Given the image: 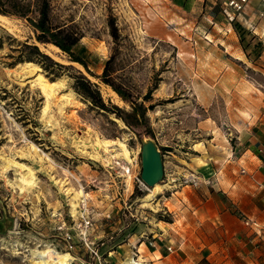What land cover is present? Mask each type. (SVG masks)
Masks as SVG:
<instances>
[{
    "label": "rangeland",
    "instance_id": "obj_1",
    "mask_svg": "<svg viewBox=\"0 0 264 264\" xmlns=\"http://www.w3.org/2000/svg\"><path fill=\"white\" fill-rule=\"evenodd\" d=\"M210 1L12 0L22 17L0 15V222L13 221L0 234V264H45L48 249L68 254L57 230L63 218L69 225L78 219L82 197L92 209L96 244L114 245L130 223L133 242L150 235L173 221L165 202L182 177L215 175L242 135L264 126L262 40L245 29L248 40L249 33L256 37L245 52L230 29L244 10L231 21L223 13L228 0ZM46 15L52 29L82 36L88 71L30 22ZM34 46L65 68L53 67ZM111 59L109 77L130 102L101 78ZM29 63L37 71L20 69ZM38 74L53 84L48 92ZM84 79L93 84L92 97L77 90ZM131 103L147 108L155 139L139 136ZM149 141L165 165L157 189L137 181ZM119 161L131 168V179L121 176ZM131 256L126 262L137 264Z\"/></svg>",
    "mask_w": 264,
    "mask_h": 264
},
{
    "label": "crops",
    "instance_id": "obj_2",
    "mask_svg": "<svg viewBox=\"0 0 264 264\" xmlns=\"http://www.w3.org/2000/svg\"><path fill=\"white\" fill-rule=\"evenodd\" d=\"M240 18L264 42V0H247ZM195 176L196 185L182 186L165 202L173 221L151 229L155 247L116 238L109 260L121 264L136 248L143 264H264V126L242 135L218 173Z\"/></svg>",
    "mask_w": 264,
    "mask_h": 264
},
{
    "label": "trees",
    "instance_id": "obj_3",
    "mask_svg": "<svg viewBox=\"0 0 264 264\" xmlns=\"http://www.w3.org/2000/svg\"><path fill=\"white\" fill-rule=\"evenodd\" d=\"M48 9H49V5L46 4L45 5V12H47ZM0 15L22 17V13H21V9H20L19 5L15 2H12V0H0ZM30 22L33 24V26L38 31H40L42 33L41 36L44 37V39H43L44 41L51 42V43L55 44L69 57V59L72 62L78 63L79 65L83 66L87 71L89 70V67L85 63L82 56L80 55L81 53L87 52V49L85 47H79V44H80V41L82 38L81 35H78L77 33H73V32L71 33L69 30H67V28H65L63 26H59V27L52 29V27L50 25V19L48 18L47 15L44 16L42 21H40L39 23H35L32 20ZM109 26H110V30H111L110 31L111 37L113 38V40L115 42H118L121 35L119 33V29H118L114 19H112L110 21ZM234 29L240 38V42H241V45H242L244 51L245 52L248 51V49L251 46L252 39H255L256 37L253 34L249 33L250 39L248 40L246 38V35H245L246 31L240 24L235 23ZM39 40L41 41L42 39L39 38ZM33 48L41 58L48 59L51 62L53 67L59 68V69L65 68L64 65H61L60 63H56L53 60H51L48 56H46L45 54H42L39 51V48L37 46H34ZM257 48L258 49L264 48L263 43L262 42L257 43ZM259 53L260 52H258V54ZM111 62H112V59L110 61H108L107 66H106L105 71H104V74L101 78L104 81V83L111 86L114 89V91L124 101L130 102V101H128V98L126 97V95L120 89L115 87L113 81H111V78L109 77V70H110ZM45 68H46V70H48L47 67H45ZM77 90L82 92V94H84L86 96L92 97L93 84L87 79H84L83 81L78 80ZM131 104H132V108H133L132 118L134 121V125L137 128H139L140 130H142V132L139 134V136H141L143 134L144 136H146L148 138L155 139L154 131L149 124V118L147 116V112H148L147 108H145L143 105H138L135 103H131ZM140 178H141V175H140ZM139 195L141 196V193H139ZM136 196H138V195L135 192L133 194L132 198L135 199ZM12 227H13V221L9 218L5 219V217H4L3 221L0 222V234L7 233Z\"/></svg>",
    "mask_w": 264,
    "mask_h": 264
},
{
    "label": "built area",
    "instance_id": "obj_4",
    "mask_svg": "<svg viewBox=\"0 0 264 264\" xmlns=\"http://www.w3.org/2000/svg\"><path fill=\"white\" fill-rule=\"evenodd\" d=\"M247 0H228L225 3V7L223 9V13L233 21L236 18L235 13H241ZM117 166L122 170L125 175H121L124 178L131 179L130 173L131 168L122 164V162H117ZM199 177L195 175L184 176L181 179V186L186 185H196L198 183ZM137 181L144 187L147 186L143 183L142 179L137 177ZM134 194V193H133ZM133 194L131 196H133ZM78 219H74L72 215V225H69L66 219H62L59 226L58 232L61 236V241L65 244L66 252L72 256L73 261L70 264H109L108 260L112 257V253L115 251L114 245H108L106 241H101L99 244H96L94 237L92 235L95 230V224L93 219L91 218L92 209L89 205V200L87 197H82L78 207ZM107 218H111V215H108ZM135 223H130L126 225L125 232L118 241L122 242V244L128 243L135 235ZM155 234H146L141 233L139 239L145 240L148 242L149 247H155L156 239L153 236ZM114 242H111L113 244ZM105 248L107 251H104ZM168 251L171 253L172 248H168ZM132 257L138 264L140 263V252L136 248H133ZM87 259H90L89 262ZM126 264V261L121 263Z\"/></svg>",
    "mask_w": 264,
    "mask_h": 264
},
{
    "label": "water",
    "instance_id": "obj_5",
    "mask_svg": "<svg viewBox=\"0 0 264 264\" xmlns=\"http://www.w3.org/2000/svg\"><path fill=\"white\" fill-rule=\"evenodd\" d=\"M141 179L147 188L159 185L165 176V165L159 148L153 141L143 145Z\"/></svg>",
    "mask_w": 264,
    "mask_h": 264
},
{
    "label": "bare ground",
    "instance_id": "obj_6",
    "mask_svg": "<svg viewBox=\"0 0 264 264\" xmlns=\"http://www.w3.org/2000/svg\"><path fill=\"white\" fill-rule=\"evenodd\" d=\"M2 17V16H1ZM20 69H22L23 71L25 70V69H27V70H30L31 72H35V71H37V66L36 65H34V64H31V63H29V64H25L22 68H20ZM26 72H28V71H26ZM26 74V73H25ZM28 74V73H27ZM24 76V75H23ZM38 77H37V81H39L40 83H41V86H42V88H43V90L45 91V92H48V90H49V88L51 87V86H53V84H49L48 82H47V80H45V78L42 76V75H40V74H38L37 75ZM122 147H124V151H125V155L127 156V157H129V152H128V150H126V148H125V146L123 145ZM157 188H159V185H156L154 188H152V189H157ZM48 249V248H47ZM132 259H134L133 257H132ZM71 261V257L68 255V254H61V253H58V252H56V251H54V250H52V249H48V250H46V252H45V254L43 255V262L45 263V264H69V262ZM128 264V263H127ZM138 264V263H137Z\"/></svg>",
    "mask_w": 264,
    "mask_h": 264
}]
</instances>
